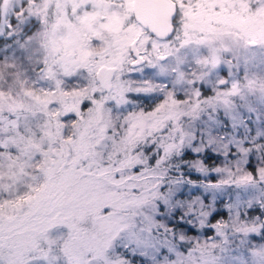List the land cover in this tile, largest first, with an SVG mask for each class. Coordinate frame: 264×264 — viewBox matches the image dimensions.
<instances>
[{"label":"snow or ice","instance_id":"6c2138e0","mask_svg":"<svg viewBox=\"0 0 264 264\" xmlns=\"http://www.w3.org/2000/svg\"><path fill=\"white\" fill-rule=\"evenodd\" d=\"M0 264H264V0H0Z\"/></svg>","mask_w":264,"mask_h":264}]
</instances>
